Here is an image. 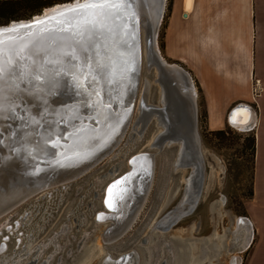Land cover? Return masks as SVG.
Wrapping results in <instances>:
<instances>
[{
  "label": "water",
  "instance_id": "95a60500",
  "mask_svg": "<svg viewBox=\"0 0 264 264\" xmlns=\"http://www.w3.org/2000/svg\"><path fill=\"white\" fill-rule=\"evenodd\" d=\"M164 1L132 0L128 10H121L122 18L118 23L113 24L111 20L107 21V24L113 29L111 32L104 31L93 34V40L100 45L98 49L100 59L103 60L104 65L105 62H108L113 66V70L120 72L118 79L115 77L112 80L104 76V73L107 74L105 67L102 76L98 77L99 82L86 80L82 88L75 87L70 76H62L59 83L55 85L56 95L46 97L47 105H44L39 98L26 95L21 97L25 103L22 104L16 115L25 117L35 115L39 120V125L25 126L15 119L0 122V130H2V135H0V215L17 205L35 189L69 181L92 167L107 154L108 145L98 153H89V155L83 156L85 151H82L77 155L74 149L77 147L75 145L78 144L77 140L82 132L80 127L92 128L94 126L97 128L96 117L98 115L108 111L115 113L121 108L127 111L126 116L129 121L143 69L147 73L154 71V83L160 87V101L166 99L165 102H167L162 107L156 104L152 105L146 102L147 92L144 91L142 94L141 109L143 107L151 109L147 115L143 116L144 122L152 119L150 116L152 113L158 118L156 123L158 127H163L156 134L152 145L159 150V153L164 148H172V157L173 155L175 158L177 155L180 157L179 162L175 161L171 164V171L182 169L190 171L179 205L155 222L153 229L167 232L181 219L194 212L202 195L205 171L201 140L197 131V104L192 77L181 66L168 63L161 56L157 45ZM86 3H89V0H80V2L73 0L72 4L69 2L55 5L45 8V10H50L53 7L62 6L49 17L16 22L15 25L1 27L0 33H7L0 37V40L3 41L5 63L10 57L15 59L16 53L21 48L31 50L35 43H40V48L46 45L42 44L48 43L44 49H38L41 56L50 60L61 59L64 63L62 65L46 64V70L64 67L70 72H79L82 62L69 63L71 57L65 56L64 53L70 52L72 46H75L78 54L84 55L79 50V45L75 44L72 32L83 25L84 19H93L91 15L93 10L82 8ZM78 6L81 7V11H69ZM60 13H64V15H59ZM39 21H46V23H36ZM66 21L70 22L73 27L68 28ZM25 25L29 27H21ZM62 27L65 29L64 31L59 30ZM88 27L91 28V25ZM12 29H18V31L13 32ZM36 37L37 39L32 41ZM92 56L95 66V49L92 50ZM27 61L25 63H32L31 60ZM73 63L77 64L76 68H73ZM84 71L86 72L87 69ZM53 74L52 71H48L49 77ZM145 82L147 87L146 79ZM129 86H131L130 91L127 90ZM25 108L28 111H24ZM246 108L245 105L238 104L231 109L228 115V122L231 126L237 127L231 121V114ZM254 118L251 111V119L247 124L249 127L246 130L251 127ZM80 121L82 125H80ZM141 127L143 128L144 125ZM131 136L133 137L134 134L132 133ZM130 138L125 144V152L120 154L119 158L126 154L129 144L134 147L137 145V139L133 138L129 143ZM168 141L170 143L166 145L165 143ZM39 154L41 155L40 159L45 158L46 161L39 163L41 170L36 171L33 169L34 161ZM146 159L150 160V163L145 167L143 162ZM127 163L131 168L128 170L125 168L104 186L101 198L102 210L97 211L94 216L96 223L108 224L101 234L105 244L116 241L130 226L153 180L155 165L153 154L145 151L133 154ZM42 168L47 169L48 175H51V172L55 173L54 178L49 177L45 183H38V178L43 174ZM109 189L112 190L111 197ZM54 192H58V190L54 189ZM57 197L60 199V195ZM45 218L46 214L44 218L42 217L44 225ZM238 220L241 225L246 224L248 228H251L246 218L240 217ZM16 242H18V238H16ZM3 244L0 243V251L3 249ZM243 247L244 243L238 248ZM30 254L32 253L30 252L28 255ZM37 254L40 256L39 253ZM128 254L134 255L138 260L135 251L128 252ZM2 255L0 252V256ZM101 264H108L107 257Z\"/></svg>",
  "mask_w": 264,
  "mask_h": 264
},
{
  "label": "rangeland",
  "instance_id": "374dc122",
  "mask_svg": "<svg viewBox=\"0 0 264 264\" xmlns=\"http://www.w3.org/2000/svg\"><path fill=\"white\" fill-rule=\"evenodd\" d=\"M72 1H58L35 10L21 9L0 15V25L7 24L9 18L28 19L42 14L45 8ZM170 5L171 0H166L158 29L160 52ZM161 56L168 63H175L165 58L162 52ZM153 75V70L150 73L142 70L131 118L119 142L109 153L69 181L35 189L0 215V243H4V255L11 257L22 248L26 242L24 233L33 234L20 222L24 220L35 227L46 214L45 225L32 236L29 251L31 247L39 248H33L28 256H16L14 262L17 264H101L106 257L114 261L125 255L123 253L132 251L138 257L135 264H233L234 257L238 260L235 264H252L255 259L253 251L259 246L256 238L264 236V179L255 181V163L242 147L245 138L252 133L228 125L224 128V139L213 136L206 127L202 99L193 80L205 163L202 195L194 212L169 231L153 229V224L179 203L185 178L190 172L187 169L171 171L172 148H164L159 153L153 147V139L161 131L155 116L143 128L138 121L144 91L147 92V103L161 105L160 87L154 83ZM132 133L136 135L137 145L131 151L128 148L129 152L126 151L119 158L125 152V144ZM144 151L155 156L149 190L130 226L116 241L105 244L101 234L108 224L94 221L95 213L102 210L104 186L127 168L126 162L131 154ZM54 189L58 192H54ZM240 217L253 223L254 235L251 228L246 230V226L239 227ZM237 233H241L238 242L233 240ZM247 236L246 247L238 248ZM252 236H255L254 243ZM16 238H19V242H16ZM3 264L11 262L5 260Z\"/></svg>",
  "mask_w": 264,
  "mask_h": 264
},
{
  "label": "crops",
  "instance_id": "0c3cea01",
  "mask_svg": "<svg viewBox=\"0 0 264 264\" xmlns=\"http://www.w3.org/2000/svg\"><path fill=\"white\" fill-rule=\"evenodd\" d=\"M161 52L197 84L208 130L231 126L236 105L250 108L234 119L254 114V177L264 179V0H171ZM256 240L252 264H264V236Z\"/></svg>",
  "mask_w": 264,
  "mask_h": 264
},
{
  "label": "snow or ice",
  "instance_id": "6c2138e0",
  "mask_svg": "<svg viewBox=\"0 0 264 264\" xmlns=\"http://www.w3.org/2000/svg\"><path fill=\"white\" fill-rule=\"evenodd\" d=\"M132 0H89L82 6L83 9L93 10L91 15L92 20L84 19L83 25L76 31L72 32L75 38V44L79 45V50L84 55H79L75 46H72L70 52L64 53L65 56H70L73 61L82 62L79 72L69 71L64 67L46 70V64H63L61 59L50 60L42 57L39 52H33L21 48L16 53V58H9L5 63L3 58V41L0 40V122L15 119L21 122L22 125L30 126L32 124L39 125V120L35 115L25 117L23 115H16L25 102L21 99L23 96H30L39 98L47 105V96H55V85L59 83L62 76H70L73 85L82 88L86 80L99 82L98 77L103 74L105 67L103 60L99 57L100 45L93 40V34L99 32H111L113 29L107 24L111 20L113 24L118 23L122 18L121 10H128L131 7ZM81 7L70 9L69 11H81ZM59 15H64L60 13ZM59 23V21H57ZM36 23H46V21H39ZM67 23L68 28L73 25ZM79 23V22H78ZM91 25V28L88 27ZM21 27H29L27 25ZM64 31L62 27L59 29ZM13 32L18 29H12ZM7 33H0V37ZM96 50L95 66L93 64L92 50ZM31 60L32 63H23L22 61ZM77 64L73 63V68ZM84 69H87L85 72ZM48 71L54 74L49 77ZM99 95V93H97ZM24 111H28L27 108ZM2 135V130H0ZM122 183V182H121ZM109 195L112 196V190L109 189ZM122 198V197H120ZM111 207V204L109 205Z\"/></svg>",
  "mask_w": 264,
  "mask_h": 264
},
{
  "label": "bare ground",
  "instance_id": "6f19581e",
  "mask_svg": "<svg viewBox=\"0 0 264 264\" xmlns=\"http://www.w3.org/2000/svg\"><path fill=\"white\" fill-rule=\"evenodd\" d=\"M78 1L80 2V0H78ZM165 1L163 2V4H165ZM70 4H72V2ZM56 5H60V4H56ZM63 6H66V5H63ZM61 7L62 6H56V7H53L52 9H50V10H45V12L43 14L35 15V18L34 19H30L29 21L40 19V18L49 17V16H51L53 14V12H55L58 9H60ZM21 21H27V20H21ZM16 22H18V21H14L12 23V25H15ZM7 26H9V24L0 26V29H1V27H7ZM36 39H37V37L34 38L32 41H35ZM47 44L48 43L42 44V45H45V46H42L40 48V43H35L34 46L31 48V51L33 50L34 52H39L38 49H40V50L44 49L47 46ZM23 62L25 63L26 61H23ZM30 63H31V61H30ZM105 63H106L105 64V69H106L105 71H107V74L104 73V76H106L108 78H111L112 80L115 77H116V79H118V76H119L120 72L116 71V70H113L114 69L113 66L111 64H108V62H105ZM127 90L130 91L131 90V86H129ZM172 90H173V88H172ZM173 93H174V90H173ZM159 101H160V98H159ZM165 101H166V99H163L162 102L160 101L161 105L159 107H162L165 103H167ZM147 105H149V104H147ZM246 109H250V108L247 107ZM139 110H140V113H139L140 114V118L138 119V121H140L141 126H143V125L145 126L147 121L144 122L143 116L147 115L148 112L151 111V109L150 108H146L145 109L144 107L141 109V104H140V109ZM241 110H243V109H241ZM250 111L251 110H246V111H242V112L238 113L239 116L237 115V120H240V121H236L234 119V116L237 113L236 111L233 114H231V116H230L231 121L237 126L238 129L246 130L249 127V126H247V124L250 122V119H251V112ZM126 115H127V111H125L123 108H121L119 111H116L115 113H112V112L108 111V112L102 113L101 115H98L96 117L97 118V122H98V123H96V125L98 126L97 128H95L94 126H92V128L88 127V126H85L87 129L85 127H80V131L82 130V132L80 133V137L77 140L78 144L75 145V146H77L74 149V151L76 150L75 153L77 155H79V154H81L82 151H85V152H83L84 153L83 156H86V155H89V153H98V152L102 151L107 145H108L109 148L107 149L106 153L111 151L113 149V147L119 142L120 137L122 136L123 132L127 128V125H128L129 121H128V118H127ZM232 115H233V117H232ZM150 116L153 117V116H156V115L151 113ZM157 119H156V122H158ZM159 120H160V118H159ZM79 123H80V125H82L81 121ZM162 128L163 127H161V130H162ZM248 130H246V131H248ZM73 132H75V131H73ZM133 138L136 140V135H134L133 137L131 136L130 142H131V140ZM168 143H170V141H168L165 144L168 145ZM133 147H134L133 145H129L128 146L129 150L131 148H133ZM137 153H143V152H137ZM133 154H136V153H133ZM133 154H131L130 156H132ZM130 156L128 157V159L130 158ZM40 157H41V155L39 154L37 156V159L34 161V168L33 169H35L36 171H40L41 170L39 168L41 166L38 165V164L43 162V161H46L45 158L40 159ZM128 159H127V161H128ZM179 159H180V157L178 155L176 156V158H175V156H173V161H172L171 164H173V162H175V161L179 162ZM149 163H150V160L146 159L143 162V165L146 167V166L149 165ZM127 164L128 163L126 162V165ZM128 166H129V164L127 165V169L126 170L131 168V167H128ZM42 170H43V174L38 178V183H45L46 181H48L49 177H52V179L54 178V174L55 173L53 174V172H51V175H48L49 172L47 171L46 168H42ZM22 177H23V175H22ZM142 177L144 179V176H142ZM186 179L187 178H185V183L187 182ZM137 201H138V199H137ZM179 203H180V201H179ZM179 203L177 205H179ZM247 221L250 223V225H252L249 220H247ZM38 222H39V225L35 226V227L33 226L34 224L33 225L32 224L28 225L27 221L23 220V223L20 222L21 226H24L25 228L28 227V231H32L33 234H29V233H24L23 234L25 236L26 242L23 244L22 248L19 249L17 252H14V255H12L11 257H9L7 255H4L3 251H5V250L1 249L0 252H1V254H3L2 256H0V262L2 261L1 264L5 263V260L8 263L11 262V264H17V262H14V258L16 256H18V255L26 256V255L29 254V252H31V250L34 248V247H31V249L29 251V247L32 244L31 238H32L33 235H36L37 233H39V230L42 229L43 226H44V222L43 221L38 220ZM17 224H19V222H17ZM240 226H246L245 227L246 230L250 229V228L247 227L246 224L245 225H241V223L239 222V227ZM11 233H14V232L11 231ZM240 235H241V233H237V235H235L233 237L234 238L233 240H235V241L239 240L238 238H240ZM247 239H248V236L242 242V244L244 243V247H246V245H247V242H248ZM103 241H104V239H103ZM18 242H19V238H18ZM236 244H238V243H236ZM3 247H4V244H3ZM23 251H25V252H23ZM235 260H236V262H235ZM136 261H137V258L134 255H132V254H125V255L121 256L118 260H114V261H112L109 258L107 259V263L108 264H135ZM237 261H238L237 258L234 257V261L232 263L235 264V263H237Z\"/></svg>",
  "mask_w": 264,
  "mask_h": 264
},
{
  "label": "trees",
  "instance_id": "16d2710c",
  "mask_svg": "<svg viewBox=\"0 0 264 264\" xmlns=\"http://www.w3.org/2000/svg\"><path fill=\"white\" fill-rule=\"evenodd\" d=\"M56 1H58V0H6V1L0 0V15L12 14L16 11L21 10V9L35 10V9L40 8V7H45L47 5H51V4L55 3ZM199 92H200V90H199ZM201 99H202V97H201ZM202 108L204 110L206 127H207V113H206V110L204 108L203 99H202ZM210 133L213 136H215L221 140L224 139V134H225L224 129L211 131ZM242 147L245 151L249 152L248 155L251 158V161L253 163L254 153H255V137L253 134L251 136L245 138ZM251 195H252V192L250 193V196Z\"/></svg>",
  "mask_w": 264,
  "mask_h": 264
},
{
  "label": "flooded vegetation",
  "instance_id": "af4514ba",
  "mask_svg": "<svg viewBox=\"0 0 264 264\" xmlns=\"http://www.w3.org/2000/svg\"><path fill=\"white\" fill-rule=\"evenodd\" d=\"M69 1H71V0H69ZM56 2H58V1H56ZM69 3V2H68ZM71 3V2H70ZM65 4V3H64ZM41 14V13H40ZM36 15H38V14H36ZM35 18V15H33V16H31L30 18H28V19H23V18H21V17H19V18H17V19H19V20H14V19H16V18H9V20H8V22H7V24H12L14 21H18V22H25V21H21V20H27V21H29L30 19H34ZM7 24H5V25H7ZM0 26H3V25H0ZM197 131H198V134H199V130H198V112H197Z\"/></svg>",
  "mask_w": 264,
  "mask_h": 264
}]
</instances>
